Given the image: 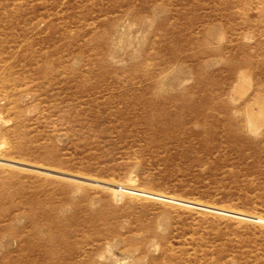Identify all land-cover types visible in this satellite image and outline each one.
Listing matches in <instances>:
<instances>
[{
    "label": "rangeland",
    "instance_id": "374dc122",
    "mask_svg": "<svg viewBox=\"0 0 264 264\" xmlns=\"http://www.w3.org/2000/svg\"><path fill=\"white\" fill-rule=\"evenodd\" d=\"M0 264H264V0H0Z\"/></svg>",
    "mask_w": 264,
    "mask_h": 264
}]
</instances>
